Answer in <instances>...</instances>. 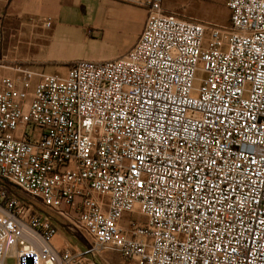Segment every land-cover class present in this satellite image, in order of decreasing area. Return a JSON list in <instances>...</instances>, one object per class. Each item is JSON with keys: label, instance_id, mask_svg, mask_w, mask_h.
<instances>
[{"label": "built area", "instance_id": "1", "mask_svg": "<svg viewBox=\"0 0 264 264\" xmlns=\"http://www.w3.org/2000/svg\"><path fill=\"white\" fill-rule=\"evenodd\" d=\"M147 7L116 60L0 77V264H264V0L228 28Z\"/></svg>", "mask_w": 264, "mask_h": 264}, {"label": "crops", "instance_id": "2", "mask_svg": "<svg viewBox=\"0 0 264 264\" xmlns=\"http://www.w3.org/2000/svg\"><path fill=\"white\" fill-rule=\"evenodd\" d=\"M149 1L0 0V47L6 40L18 38V41L25 42L28 47L38 46L57 50L80 45L88 37L103 35L107 31H128L132 26L137 30V39L126 49L127 52L136 44L143 30ZM216 1L198 0L201 8L206 6V11L210 14L207 19L217 17L214 6H211ZM163 9L166 12L164 1ZM49 20L51 26L48 28L46 22ZM126 52L118 57L125 55ZM0 62L5 63L1 56ZM2 63L0 77L15 76L16 73L10 69L11 66ZM13 64L25 65L18 62ZM25 67L27 68L26 65Z\"/></svg>", "mask_w": 264, "mask_h": 264}, {"label": "rangeland", "instance_id": "3", "mask_svg": "<svg viewBox=\"0 0 264 264\" xmlns=\"http://www.w3.org/2000/svg\"><path fill=\"white\" fill-rule=\"evenodd\" d=\"M164 8L168 14L184 15L185 19H197L209 22L210 24L229 27V11L226 7V0H217L211 5L215 8L214 19H207L210 14L207 13V8H201V3L198 0H163ZM203 5V4H202ZM208 14V15H207ZM204 17V18H203ZM139 35V34H138ZM137 39V30L132 26L128 31L112 30L107 31L103 35H95L88 37L86 41L77 46H69L61 49H48L38 46L28 47L23 41H18V38L6 40L0 47V56L4 65L11 66L14 71L16 68H24L48 75L67 76L69 65L79 63H105L118 59L121 54L126 52V49L133 44ZM128 52V51H127ZM126 52V53H127ZM125 53V54H126ZM25 64L14 65L13 63ZM14 66V67H12ZM22 196V195H21ZM24 201L30 202L27 197L22 196ZM32 202V201H31ZM30 202V203H31ZM32 208L36 212L48 215L58 226V233L53 239V245L57 249H62L67 242L74 251L80 250L83 246L88 245L89 241L80 233H72L67 230L63 224V220L48 209L41 205L34 204ZM126 217L124 222L130 220L143 222L139 216ZM87 264H137L133 261H127L113 250H104L98 256L88 259ZM5 264H16L15 258L12 255L6 258Z\"/></svg>", "mask_w": 264, "mask_h": 264}, {"label": "trees", "instance_id": "4", "mask_svg": "<svg viewBox=\"0 0 264 264\" xmlns=\"http://www.w3.org/2000/svg\"><path fill=\"white\" fill-rule=\"evenodd\" d=\"M73 64L69 65V67H71Z\"/></svg>", "mask_w": 264, "mask_h": 264}]
</instances>
